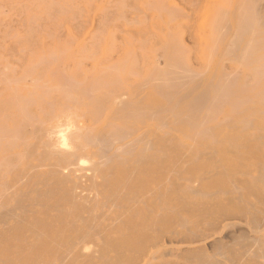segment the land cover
I'll return each instance as SVG.
<instances>
[{"label":"bare ground","instance_id":"6f19581e","mask_svg":"<svg viewBox=\"0 0 264 264\" xmlns=\"http://www.w3.org/2000/svg\"><path fill=\"white\" fill-rule=\"evenodd\" d=\"M205 1L145 0L167 70L0 38V264H264V0Z\"/></svg>","mask_w":264,"mask_h":264},{"label":"rangeland","instance_id":"374dc122","mask_svg":"<svg viewBox=\"0 0 264 264\" xmlns=\"http://www.w3.org/2000/svg\"><path fill=\"white\" fill-rule=\"evenodd\" d=\"M209 2L210 0H206L201 3L196 23L206 18V7ZM146 7L145 0H0V38L32 36L84 39L94 35L100 17L106 15L110 24L104 30L103 36L119 43L123 42V60L131 61L134 69L138 71L148 70L147 66L144 69L145 64L149 66L153 61L159 60L161 67L167 70L170 68L168 67L170 61L162 50L155 54L157 59L141 58V52L148 54L154 46L162 47L158 40L155 44L150 43L147 50L140 49L143 29L148 32L158 30L156 28L158 25L155 27L157 21H154V26L152 24V16L149 19L148 30L141 25V11ZM160 29H163L162 24ZM196 29L198 30V27ZM194 55V53L190 54L191 57ZM197 58L200 64L205 62L201 55L197 54ZM192 64L198 67L195 60ZM232 64H234L232 61L224 62L227 70L231 69ZM216 68L217 71L220 70V67L215 66L211 69L214 71ZM207 75L211 76L210 73ZM141 123L137 122L136 126L145 127L150 124V122ZM152 124L156 125V121Z\"/></svg>","mask_w":264,"mask_h":264}]
</instances>
